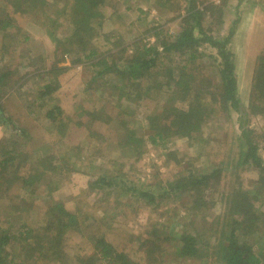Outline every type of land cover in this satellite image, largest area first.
Segmentation results:
<instances>
[{"label": "trees", "instance_id": "trees-1", "mask_svg": "<svg viewBox=\"0 0 264 264\" xmlns=\"http://www.w3.org/2000/svg\"><path fill=\"white\" fill-rule=\"evenodd\" d=\"M105 1L73 0V19L64 29L63 35L57 37V34H52L53 30L50 32L53 35L54 51L62 50L63 60L67 56L76 57L75 62L83 64L85 72L89 74L84 87L88 96L93 97L96 91L101 97L104 94H117L121 97L118 101L120 106L127 102L138 107L144 100H151L154 94L168 89L172 95H177L176 101L162 103L160 111L145 115L146 127H139L138 130L131 126L126 112L115 118L104 110L82 105L73 113L66 112L58 94L62 88L61 78L71 70L72 65L54 62L38 67L36 62L42 61L41 55H37L35 61L33 57H27L20 68L10 62L14 57L9 55L14 51L12 47L23 45L30 37L26 33L20 42H14L16 33L20 31L14 14H40L47 1L0 0V32L4 36L0 42V125L12 129L9 138L0 139V191L10 190L16 184L25 191L37 184H56L45 190L50 199L48 205L51 206L44 210L43 214L48 218L42 223L28 225L14 214L7 216V227H1L0 220V264H29L24 259L19 260L18 255L11 257L8 250L13 247L33 252L35 261H52L53 256L61 250L66 234L78 229L82 231L76 216L68 212L59 201L51 199L52 192L63 182L62 175L57 172L59 164L55 160L67 162L71 155H75L81 161V156L91 150L96 156L102 155V166L106 148L102 142L104 132L93 126L97 120L107 125L106 130H113L121 136L117 142L110 144L109 151L117 145L127 154L140 156L147 142L156 146L172 136H186L194 142H201L204 127L211 124L213 119L219 122L220 117L227 118L230 110H238L240 106L235 56L231 50V40L238 21H234L228 34L219 39L215 34L217 31L209 29L203 22L205 13L214 14L215 5L201 9L192 6L182 19L184 24L178 34L162 37L156 31L153 42L134 45L129 50L127 46L120 48L123 45V34L117 30L102 33L101 6ZM102 41L104 44H101ZM204 48L213 50L212 54H208L215 64L212 75L205 73L199 66L198 61L205 56ZM26 67L30 70L21 72ZM30 79L33 86L27 83ZM16 94L26 99L22 115L25 111L28 118L33 115L35 119H41L52 134L48 147L50 153H42L38 161L49 165L44 166L48 168H31L36 158L30 162L31 154L24 148L30 138L29 130L21 122L22 115L14 118V115L8 114L10 110L3 101L4 98L17 97ZM250 99L249 113L253 116L264 114V52L255 60ZM139 132L147 133L146 137ZM241 136L244 142L239 150V163L256 168L259 172L256 184L264 185V161L259 154L258 142L254 140L256 134L250 128L243 127ZM25 166L30 170H24ZM219 173L220 169H213L193 175L183 182L175 181L173 186L162 187L158 194L146 188H137L135 180L113 166L87 173V178L92 191L122 190L147 205L155 206L170 194L211 184L212 178ZM239 196L234 209L241 218L232 219L228 236L217 246L218 259L220 264H264V248L258 252L248 238L259 227L256 226L257 217L250 215L253 214L248 204L250 193L242 192ZM17 207H22L20 201ZM239 231L245 238L240 237ZM165 235L152 232L148 238L140 241V246L146 250L145 254L151 259L155 256L153 262L160 261L156 254H164L162 250H157L160 246L157 241L170 243L174 238L169 232ZM90 241L93 252L89 259L82 260L83 264H134L126 250L119 249L105 235H92ZM174 250L176 256L190 259L198 257L201 248L196 235L184 233L180 235L178 244L174 245Z\"/></svg>", "mask_w": 264, "mask_h": 264}, {"label": "rangeland", "instance_id": "rangeland-1", "mask_svg": "<svg viewBox=\"0 0 264 264\" xmlns=\"http://www.w3.org/2000/svg\"><path fill=\"white\" fill-rule=\"evenodd\" d=\"M46 1L40 14H14L16 26L20 28L14 42H20L26 33L30 37L23 45L12 47L14 51L9 55L14 57L10 62L20 68L27 57H33L35 61L36 56L41 55L42 61L36 62L38 67L54 62L72 65L71 70L61 78L62 88L58 94L66 112L73 113L79 105L104 110L115 118L126 112L129 114V123L138 130L139 127H146L145 115L160 111L162 103L176 101L177 95H172L168 89L154 94L151 100H144L138 107L127 102L120 106L118 101L121 97L117 94H104L101 97L96 91L93 97L86 95L84 87L89 74L85 72L83 64L75 62L76 57L67 56L63 60L62 50L54 51L53 35H50L53 30L52 34L62 36L64 29L70 25L74 14L73 0ZM212 4L215 5L214 14L205 13L203 22L209 29L217 31L215 34L219 39L228 34L234 21H238L234 33L236 36L231 40L240 99L238 110H230L229 116L220 117L219 122L213 119L211 124L204 127L201 142H194L186 136H172L156 146L147 142L140 156L127 154L117 145L109 151L110 144L117 142L121 136L113 130H106L107 125L97 120L93 126L105 134L102 142L106 148V157L102 166V155L96 156L91 150L81 156V161L75 155H71L67 162L55 160L59 164L57 172L62 175L63 182L52 192L51 199L59 201L68 212L76 216L82 231H69L61 250L53 256L52 261L42 258V261H35L33 252L29 253L21 247L9 249L11 257L18 255L19 260L24 259L29 264H83L82 260L89 259L93 252L90 236L103 234L119 249L126 250L134 264H220L217 246L228 236L232 219L241 218L234 204L242 192L250 193L248 204L253 211L250 215L257 217L256 226H259L248 235L249 241L258 252L264 248V185L256 184L259 179L256 168L239 163V150L244 142L241 136L243 127L255 132L254 140L258 142L259 154L264 161V114L253 116L249 113L255 60L264 52V0H106L101 6L102 33L117 30L123 34V45L120 48L127 46L130 50L134 45L153 42L156 31L162 37L178 34L184 24L182 19L190 7L201 9ZM3 37L0 32V42ZM101 44H104L103 41ZM203 52L205 56L198 61L199 66L205 73L212 75L215 64L208 54H212L213 50L204 48ZM2 60L5 61L4 58ZM26 70L30 68H22L21 72ZM27 83L33 86L32 79ZM16 95L15 98L3 100L10 110L8 114L14 115V118L23 114V105L27 104L22 95ZM21 122L30 133L24 148L31 154L30 162L36 158L31 168H48L44 166L49 165L38 161L42 153H50L48 147L52 140L51 132L45 127L44 121L35 119L33 115L28 118L25 111ZM11 130L10 126L0 125V139L9 138ZM146 134L142 136L146 137ZM112 166L135 180L137 188H146L156 194L162 187L173 186L175 181L189 180L193 175L213 169H220V173L212 178L211 184H202L198 189H183L164 197L157 205L150 206L122 190H90L87 173ZM23 169L30 170L26 166ZM48 185L37 184L26 191L19 184L10 190L1 189V227H7V216L10 214L20 216L22 223L32 226L47 219L43 212L51 204L48 205L50 199L45 190L56 184ZM19 201L22 205L20 208L17 207ZM152 232L160 236H167L165 233L169 232L174 237L170 243L157 241L160 245L157 250L164 252L163 256L155 252L160 258L158 262H153L155 256L151 259L140 246V241L148 238ZM184 233L197 236L201 248L198 257L182 259L176 256L174 245L178 244L180 235ZM239 234L245 238L241 231Z\"/></svg>", "mask_w": 264, "mask_h": 264}, {"label": "crops", "instance_id": "crops-1", "mask_svg": "<svg viewBox=\"0 0 264 264\" xmlns=\"http://www.w3.org/2000/svg\"><path fill=\"white\" fill-rule=\"evenodd\" d=\"M234 36H236V35H234ZM233 39H235V38H233Z\"/></svg>", "mask_w": 264, "mask_h": 264}]
</instances>
